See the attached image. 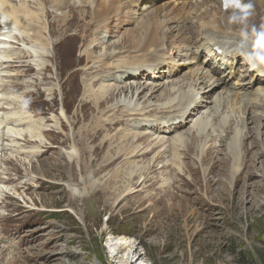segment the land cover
Returning a JSON list of instances; mask_svg holds the SVG:
<instances>
[{
	"label": "rangeland",
	"instance_id": "1",
	"mask_svg": "<svg viewBox=\"0 0 264 264\" xmlns=\"http://www.w3.org/2000/svg\"><path fill=\"white\" fill-rule=\"evenodd\" d=\"M185 1L193 4L199 2L200 5L204 3L201 0H142L136 10L133 8L131 11L127 8L122 13L124 21L117 27L116 33L110 34L103 46L120 42L123 35L136 28L141 13L155 11L167 4L171 8L178 2ZM35 2L30 1L29 6H38ZM82 7L80 11L87 13V18L79 26L77 36L70 42L67 49V53L73 52L77 56H83L87 47L82 54L80 47L77 49L76 47L86 43L97 44L100 39V31L90 15V8L88 9V6L84 4ZM180 8L181 6L178 5L176 13L180 12ZM45 9L55 11L50 6ZM45 9L43 7L38 12L42 14ZM80 11H78L79 16ZM203 11L206 12L200 9L198 13H192V17L197 19L198 15L204 13ZM131 13L135 17L133 20L128 16ZM55 14L61 15V12L55 11ZM188 14L185 15L188 16ZM159 19L165 20L161 15ZM197 26L198 22H194L195 35ZM42 27L44 26H40ZM84 27H87L86 31L83 30ZM159 34L163 36L164 32L160 31ZM17 35L21 36V31ZM125 42L126 40H123V43ZM128 42L126 46L122 45L123 43L118 44V50L135 48L133 43ZM169 44L166 52L168 55L172 51H176L178 57L184 55L186 46L182 48L180 45L174 46L173 41ZM66 45L65 42L59 48L62 63L57 64L54 59H49V57L56 58V52L50 48L44 55L45 58L41 55L36 56L35 53L28 60L32 65L30 74H19L22 69L15 68L10 71L2 70L3 73L0 75L1 84L20 81L23 86L14 90L15 97H18L17 101L3 104L1 107L11 106L9 113H25L37 126L31 131L37 130L38 134L40 131L47 132L44 137L32 139L28 130H24L27 132L24 138L17 141L16 144H19L23 150L32 151V148L36 147L34 155L13 157V154L7 151L0 152V187L8 188V191L5 190L6 193L4 191L1 195L0 192V264H126L124 259L129 257L130 260L133 257L139 258L135 264H264V123H262L264 118L261 122L263 125H258L264 110L254 109V122L242 127L233 120L232 128L220 134L219 138L225 137V141L219 147L220 151L212 150L209 145L206 152H209L207 153L210 154V160L202 163L200 151L196 146L199 141H190V134L185 133L190 123H185V127L179 132L159 134L160 132L154 133L155 131L150 128L140 127L139 129V123H142L140 124L142 126L143 119L148 122L149 118L125 115L129 111H124L123 107L126 106L125 101L129 102L130 98L120 95L118 89H115L114 81L104 77L108 74L106 67L100 71L103 65L102 48L98 47L91 51V69L99 75L97 79L100 84L94 89L89 87L86 81L92 79L87 76L91 72H88V67L80 66L81 73L70 77L63 89L57 74L59 71L63 74L69 72V63L64 59L63 53ZM11 48L3 58L15 59L22 52L42 51L38 45L26 44L22 41L12 43ZM201 55L199 63H204L209 70L216 71L215 69L218 68L220 70L218 74L217 72L212 74L221 79V84L232 93L240 88L241 95L245 97L253 76L249 75L251 67L244 56L239 57L240 64L232 66L230 63L222 64L220 56L211 60L206 53ZM85 59L88 58L85 57ZM175 61L184 62L185 60L179 57ZM42 63L51 67V72L47 76L56 79L41 89H34V81L41 80L40 70L44 68ZM182 69L174 78L164 79L163 77L153 80L139 76L135 79L119 81L117 85L125 87L129 83H143L149 86L164 84L165 81L170 80L175 81L174 86L178 88L179 84H183L180 83L183 76L190 70V68L184 70V67ZM165 70L168 71L170 68L166 67ZM115 72L121 77L119 71L115 70ZM163 72L165 71L162 68ZM184 85L185 89L194 86L190 83L187 86ZM101 87L103 91L108 93L111 91V95L98 107L97 101L101 100L99 97L102 98L105 92L94 96L93 102H91L93 97L90 96V92L91 90L97 92ZM169 88L165 85L156 95L159 96ZM26 92H32V95L27 96ZM149 92L146 93L149 94ZM214 95L209 94L206 100L211 101ZM139 100H136L139 107L145 104L147 107L150 101L157 106L166 103L165 97L152 100L149 96L142 95ZM81 102L86 103L79 108ZM119 103L122 105L121 108H118ZM65 104L73 107L70 114L66 113ZM116 108L120 111H115ZM72 118L75 122H79L78 126L88 124V129L83 131V135L78 137L76 135L74 138L71 128L61 129V123L67 125ZM103 124L107 127L104 128ZM9 128L11 127L1 129L0 137L6 132L12 134L7 130ZM236 128H242L244 133L249 134L242 139L244 145L242 150L240 148V162L237 161L239 164H235L236 153L228 147L233 139V129ZM139 132L147 133L149 138L146 142L142 138L137 143V139L134 141V146L139 145L138 152L144 155L138 154L131 159L135 163L129 172L137 168H141V172H144L145 167L149 166V161H152L148 169L150 171L147 170V179L141 185L139 183L141 180H127L126 157L119 158L118 162H112L119 156H117L118 147L121 144L118 139H121L120 137L124 134L129 133L130 137H133V135H139ZM180 132L181 135L186 134L189 141L185 143L186 145L184 144V147L173 149L174 145L171 144L175 135ZM29 139L38 142L29 144ZM67 140V144L63 145ZM160 140L163 141V145L156 147L154 143ZM254 140L258 141L256 145H252ZM75 143L88 155L85 160L92 162L95 168L104 161H111L101 176L98 174L96 178L93 177L95 168H86L83 162L78 161L81 156L77 154V149H74ZM39 146L42 147L39 148ZM130 150L131 148L126 152ZM160 152L163 155H160ZM175 156L180 159V162L171 161ZM28 158L31 159L30 164L25 162ZM212 158L215 159L211 160ZM178 168L185 173L180 175ZM114 173L119 174L120 178L117 182H111V185L118 189L112 190L115 194L113 198L116 201L120 200L119 196L125 192L124 187L134 188L130 196L120 200L121 204L117 208L110 207L113 198L108 200L107 210L102 207L103 204L81 205L80 200L91 195L93 185L102 187L107 178ZM166 180L170 188L167 184L164 185ZM36 233L41 237L30 240V235ZM3 247L8 250L2 252ZM120 247L125 248L122 253L119 251ZM12 252L15 254L11 255ZM9 260L10 263H8Z\"/></svg>",
	"mask_w": 264,
	"mask_h": 264
},
{
	"label": "bare ground",
	"instance_id": "2",
	"mask_svg": "<svg viewBox=\"0 0 264 264\" xmlns=\"http://www.w3.org/2000/svg\"><path fill=\"white\" fill-rule=\"evenodd\" d=\"M30 1H36L35 3L38 6H29ZM201 1L204 2L203 5H200L199 2L193 4L191 2L185 1L184 3L178 2L176 6L171 8H169L167 4L164 5L163 8L157 9L155 11L141 13L139 15L140 20L138 21L136 28H134L133 30H129L128 34L123 35V37L120 39V42H115L112 45L103 46L104 44H106V41L110 37V34L116 33L117 27L124 21V14L122 13L126 11L127 8L128 10L132 11L133 7L138 4L139 0H73L72 2L70 0H0V12L6 13V21L4 22L3 19H0V48L5 46L7 47V43H9V41H6L4 39H9L12 40L11 44H16L17 42L22 41L26 44H36L38 45V48L42 50L41 52L36 51L35 49L34 52H22V54H20L15 59L9 57L5 59L3 58L2 60H0V66L6 65L5 68L9 70L13 68H20L22 69V71L19 74L28 75L30 74V72H32V65L28 60L31 59L35 55V53L36 56L41 55L43 58H45L44 55L47 53V51H49L50 48H52L56 52V58L49 57V59H54L57 64L62 63V58L59 57V48L66 42L67 45L63 53L65 55L64 59H66L69 63V72L65 74L60 73V71L58 72L57 79L59 80L60 85L64 89L70 77L81 73L80 66H82V68L88 67V72H91L87 76L91 77L92 79H88L86 82L88 83L89 87L94 89L96 85L100 83L99 79H97L99 75L91 69V51H94L96 48L100 47L103 50L101 52V54L103 53V56H101L103 57L101 60L103 65H101L100 71H103L106 67L105 69L108 70V74L104 77L109 78L110 81H114V85L117 87H115V89H118L120 95H124L125 97L127 96L130 98V100H128L129 102L125 101L126 106L123 107L124 111L127 110L129 111V113L125 114L124 111L123 113L129 117L149 118L148 122L143 119L144 124L142 126L140 125L142 123H139V129L140 127L142 129L150 128L151 130L155 131L154 133L160 132L159 134L179 132L185 127V123H190V126L185 131V133L188 132L190 134V141H199L196 146L201 154V162L205 163L206 161L210 160V154H208V151V153L206 152L207 147L210 145V148L212 150L218 149L220 151L219 147L222 146L221 143L225 141V137L223 139L219 138L220 134H224L232 128L231 124L233 120H236L238 124H241V127L254 122L253 117L255 115V110L252 107L260 108L261 111L262 109L264 110V99H260V101H256L257 99H254L252 105L249 103L243 104V100L240 96L231 93L225 87V85L221 84V79L216 78L214 74H212V72L204 65V63H199L202 55L200 54L197 56L198 51H196L194 48L198 47V49L207 52V55L210 56L211 59H217V56L219 55L218 51L221 50V60L226 62L232 60L235 64H238L237 58L243 53V48L247 50L246 53L249 57L255 58L257 49H263V47L261 46V41H258L255 38L256 28L260 23V15L258 12H255L251 17H246L245 13L239 16L238 11L232 10L230 8L228 10H224L221 5L213 3H218L221 0ZM245 1L251 2L252 5H262L263 10L261 14L264 16V0ZM83 4L86 7L88 6V9L90 8V15L95 20L97 29L100 31V39L99 43L97 44L86 43L82 46L76 47V49L80 47L81 54L82 51L87 47L83 56H77L76 53L73 52L67 53V49L70 42L74 39L75 36H77L79 26L87 18V13H85L84 11L81 13L80 11L83 8ZM178 5H180L181 8L180 12L176 13ZM47 6H50L51 9L55 10L56 12H61V15H56L55 11L46 10L45 8ZM56 6L58 7V9H54V7L56 8ZM43 7L45 10L41 14L38 11H40ZM200 9H204L206 12L203 11V14H197L198 18L194 19L192 17V13H198ZM78 11H80L81 17L78 15ZM186 13H189L188 16L185 15ZM160 15L165 20L159 19ZM128 16L131 17L132 20L135 18L134 16H132V13L130 15L128 14ZM194 22H198L196 35L193 29ZM114 23H116V25H114ZM9 25L16 27L14 35H16V33L18 34L21 31V36H12L11 38H9V34H4L6 26ZM40 26L44 27L40 28ZM83 30L86 31L87 27H84ZM160 31L164 32L163 36H160ZM123 40H126V42L123 43ZM127 40L133 43V46H135V48L123 51L118 50V44L123 43L122 45L125 44V46L129 44ZM170 41L174 42V46L180 45V48H182V46H186L184 55L179 56L180 58H184V62L175 61L176 58H179L176 54V51H172L170 55L166 53L167 49L170 46ZM114 48L115 50H113ZM229 49L232 50L229 51ZM1 55H5V53ZM196 56L197 61L195 60ZM85 57H87L88 59H85ZM41 65L44 66V68L40 70L41 80L37 79L34 81V89H41L46 84L50 83L51 81H55L56 79L47 76V74L51 72L50 66H46L44 63H42ZM166 67L171 69L167 71L165 70ZM183 67L184 70H189V68L190 70L183 76L182 80L180 81V83L183 84H179L178 88L174 86L175 81L170 80L165 81L164 84L158 83L149 86L143 85V83H129L125 87H120L119 85H117V82L119 81L122 82L125 81V79H135L139 76H144L153 80L162 79L163 77L164 79L174 78L183 70ZM162 68L165 71L163 73ZM115 70L119 71L121 77L117 76ZM260 72L261 71H258L257 74H260ZM2 73L3 71L0 72V75H2ZM0 81H2V79H0ZM189 83L190 85L194 84V86L189 89L187 88L188 90L183 88L184 84H186L187 86L189 85ZM9 85H13L14 90H18L19 87H23L22 82L15 81L13 83L0 84V88H4L5 86ZM165 85L167 88H170L164 90V92L157 96L156 93ZM8 92L9 96L0 95V130L4 129L5 127H11L7 130L11 131L12 134L6 132L3 136L0 137V140H3L2 142H0V152L7 151L13 154V157L17 155H34V150L36 149V147H33L32 151L23 150L19 144H16L17 141H19L21 138H24V134L27 132H29V135H31L32 139H38L42 136L44 137L47 132L40 131V134H38L37 130L31 131L36 129L37 126L33 120L27 117L25 113L13 112L3 114L2 110L9 111V109L12 108L11 106L1 107L3 104L18 100V97H15V95L13 97L11 96V90ZM100 92L105 93H102V98L99 97V99L101 100L97 101L98 107L101 106V102H105L106 99L111 95V91L110 93L106 92L105 90L103 91L102 87L97 92L95 90H91L90 96L93 97V100L91 102L95 100L94 96H98ZM146 92H149V94H147ZM262 93H264V90L261 92V94ZM209 94H215L211 101L206 100V96H208ZM26 95L31 96L32 92H26ZM142 95H147L152 100L165 97L166 103L162 106H157V104H154L152 101H150L147 107H145L146 104L145 106L143 105V107H139V104L136 100L140 101L141 99L139 100V98ZM84 103L86 102H81L79 108ZM121 107L122 105L119 103L118 108ZM118 108L114 110L120 111L118 110ZM64 109L67 114H70L73 107H69L65 104ZM159 113H162V115H158ZM258 113L260 112L258 111ZM261 116L262 117L259 119L260 122L258 123L259 126L263 125L261 124V122L262 118H264V115ZM158 121H162L165 123H159ZM119 122H117V124ZM78 125L79 122H75L72 118L67 125L61 123V129L67 130L71 128V130L73 131V137L75 138L76 135V137H78L79 135H83V131L88 129V124L80 126ZM103 125H105V127L103 126L104 128L107 127L106 124ZM25 126H29V128H25ZM24 130L28 131L25 132ZM77 130L81 131L78 132ZM233 130V139L230 146L228 145V147L231 148L233 153H236L237 158L235 164H239L237 163V161L240 160V148L242 150V147L244 145V143H242V139L248 137L249 134L247 132L244 133L242 128H236ZM185 135L186 134L181 135V132L175 135L174 140L171 144L174 145L173 149L181 146L184 147V144L186 142L188 143L189 139ZM120 138L121 139H118L120 142H118L121 144V146L118 147L117 154V156H119L116 158V160H112V162H118L119 158L126 157L127 162L125 163V167L127 171L126 174L128 175L127 180H141V182H139L141 185V183L145 182L147 179V170L151 167L152 161H149V166L145 167V169L143 168L146 172H141V168L131 170L130 172L129 170L132 169V166L135 163V161L131 159H134L138 154L144 155L141 154V152H138L139 145L136 144V146H134V141L137 139V143L140 138H142L146 142L149 138L148 134L140 133L139 135H133V137H130V134L128 133L124 134L123 137L121 136ZM32 139H29L28 143L32 144V142H35L34 144H37L38 141H32ZM254 141H252V145H256L258 142L257 140ZM67 142L68 140L64 142L63 145L67 144ZM76 143L74 145V149L76 148L77 154L81 156V159H78V161L83 162L86 165V168H95L92 162H90L89 160H85L88 155L84 152V150L79 149ZM111 145L112 143L110 144V146ZM154 145L156 147L162 146L163 141L160 140L154 143ZM85 146L87 147V145ZM41 147L42 146H39V148ZM129 148H131V150L126 152ZM205 154L206 157L204 156ZM160 155L163 154L161 153ZM214 159L215 158H212L211 160ZM171 161L177 163L180 162V159L175 156ZM25 162L29 163L31 162V159L28 158L27 160H25ZM109 164H111V161H104L100 163V166L94 169L92 174L93 177L96 178L98 174H100L99 176H101V173H103V170ZM245 165L246 164L244 162V166ZM182 166L183 165H181V167ZM149 171L150 170H148V172ZM177 171L180 173V175L185 173V171L181 168H178ZM209 173L210 171L208 172V174ZM149 176L150 175H148V177ZM119 178L120 175L114 173L107 178L108 180L102 187L93 185L94 188L91 192V195L89 194V197H83L82 200H80V202H82L81 205H84V203L90 206L92 204H103L104 206L102 207L107 210L108 200H112L115 195L114 191L118 190L117 187L115 188L114 185H111V182H117ZM165 184L168 185V180L165 181L164 185ZM124 189V194L119 196L120 200H125L127 196H130L133 193L134 188L127 189L124 187ZM5 190L8 191V188L0 187L1 195ZM112 190L114 191L112 192ZM120 200L116 201L115 198H113V202L110 207L117 208V206L121 204ZM40 237L41 236L36 233L34 235H30V240H37ZM7 250L8 249H5V247H3L2 252ZM124 250V247L119 248L120 253H122ZM14 252L10 254L13 255ZM138 259L139 258L135 259V257H133L130 260L129 257L128 259L126 258L124 260L126 264H135ZM8 263H10V260L8 261Z\"/></svg>",
	"mask_w": 264,
	"mask_h": 264
},
{
	"label": "clouds",
	"instance_id": "3",
	"mask_svg": "<svg viewBox=\"0 0 264 264\" xmlns=\"http://www.w3.org/2000/svg\"><path fill=\"white\" fill-rule=\"evenodd\" d=\"M261 44L264 45V39L261 40ZM257 58L260 59L261 61H264V55H260Z\"/></svg>",
	"mask_w": 264,
	"mask_h": 264
}]
</instances>
